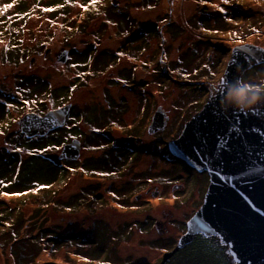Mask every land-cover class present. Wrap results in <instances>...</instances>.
<instances>
[{"label":"rangeland","instance_id":"1","mask_svg":"<svg viewBox=\"0 0 264 264\" xmlns=\"http://www.w3.org/2000/svg\"><path fill=\"white\" fill-rule=\"evenodd\" d=\"M6 3L0 264H159L209 183L167 144L219 87L232 47L264 48V0H0V8ZM17 13L29 17L21 29ZM240 81L264 87V63ZM65 104L74 109L57 129L21 132L24 114ZM157 109L166 116L154 128ZM77 135V161H54ZM51 145L58 150L44 151ZM226 249L199 233L165 264H232Z\"/></svg>","mask_w":264,"mask_h":264},{"label":"water","instance_id":"2","mask_svg":"<svg viewBox=\"0 0 264 264\" xmlns=\"http://www.w3.org/2000/svg\"><path fill=\"white\" fill-rule=\"evenodd\" d=\"M65 55L66 51H63L59 60L64 61ZM262 63V46L245 42L232 47L223 83L220 81L215 92L168 142L171 155L196 171L206 172L209 183L201 205L185 223V232L172 250L164 252L159 264H165L176 250L190 244L199 233L207 237L216 235L226 245L233 264H264V177L242 176L244 165L234 162L245 141L256 152L264 148V103L245 112L232 108L225 110L221 106L228 84L240 80L246 70ZM69 109L70 104H65L43 114L26 113L20 118V130L26 137L44 135L64 123ZM158 110L150 123L154 128L165 122H161L166 116L164 111ZM236 127L241 135L231 134L227 146L231 151H218V137ZM79 154L80 141L75 138L62 145L58 158L75 160ZM261 166L264 167V163ZM228 177H232L231 181ZM193 220L207 227L198 229L194 223L189 224Z\"/></svg>","mask_w":264,"mask_h":264},{"label":"snow or ice","instance_id":"3","mask_svg":"<svg viewBox=\"0 0 264 264\" xmlns=\"http://www.w3.org/2000/svg\"><path fill=\"white\" fill-rule=\"evenodd\" d=\"M225 2H227V0H225ZM92 3L95 4L96 0H92ZM12 7H13V4H10V3L4 4L3 8H0V15L6 13L7 10ZM50 10L51 9H48V8L43 9V11H50ZM15 15L18 18H22L19 13ZM7 19L11 20L12 17L9 16L7 17ZM221 83H223V79L221 80ZM0 103H2V101H0ZM24 103L28 104L29 101L25 100ZM32 103L34 104L35 102L33 101ZM13 107H14L13 104H7V108L11 109ZM253 131H255V129H253ZM233 132H235L237 136L241 135L240 129L236 127V128H229L226 135L218 137L219 142L216 145V149L218 151L223 152L226 149L228 151H231V149L228 148L227 146H228L231 134ZM2 134L3 133L0 132V135ZM72 139H75V137H72ZM241 149L242 150L237 152L236 159L234 161L235 163L244 165V168L241 171L240 175L248 177L250 179L257 177L258 175L264 177V167L261 166V163H264V148H262L259 152H256L253 148L249 147L247 141H245L241 145ZM15 150L20 151V149H15ZM49 150H58V149L56 145H51L50 148L44 149V151H49ZM258 161H260V163H258ZM227 179L231 181L232 177H228ZM3 183L4 181L0 180V184H3ZM193 223L196 225L198 229L207 227V225H203L199 221H195V220L189 221V224H193Z\"/></svg>","mask_w":264,"mask_h":264},{"label":"clouds","instance_id":"4","mask_svg":"<svg viewBox=\"0 0 264 264\" xmlns=\"http://www.w3.org/2000/svg\"><path fill=\"white\" fill-rule=\"evenodd\" d=\"M222 79L223 75L218 77L213 87ZM261 103H264V87H255L236 80L228 84L225 96L221 101V106L225 110L232 108L240 112H245Z\"/></svg>","mask_w":264,"mask_h":264},{"label":"trees","instance_id":"5","mask_svg":"<svg viewBox=\"0 0 264 264\" xmlns=\"http://www.w3.org/2000/svg\"><path fill=\"white\" fill-rule=\"evenodd\" d=\"M22 17V16H21ZM27 18H29V17H26V16H24V17H22V18H18V19H20V20H18L19 22H22V23H19L18 25H19V28L21 29V27H23V26H25V22H26V19ZM28 20V19H27ZM12 28V27H11ZM14 28V27H13ZM16 33H17V35L15 36L16 37V39H18V40H20L21 39V35H19V31H22V30H18V29H13ZM36 41H37V39H36ZM42 44V43H41ZM35 45H36V42L34 43V44H32V45H28L29 46V48H30V53H33L34 52V50H35ZM38 45H40V43L39 44H37L36 46H38ZM5 48V47H4ZM5 49H7V48H5ZM21 49H23L22 47H21ZM2 50H4L3 49V47H1L0 48V51H2ZM25 50V49H24ZM6 54V52H4V55ZM53 160L54 161H61L62 159H60V160H58V158H53ZM227 251V250H226ZM230 256V255H229ZM231 257V256H230ZM232 260V259H231Z\"/></svg>","mask_w":264,"mask_h":264},{"label":"flooded vegetation","instance_id":"6","mask_svg":"<svg viewBox=\"0 0 264 264\" xmlns=\"http://www.w3.org/2000/svg\"><path fill=\"white\" fill-rule=\"evenodd\" d=\"M56 108H58V107H56ZM53 109H54V108H53ZM73 109H74L73 106L70 104V109H69L67 115L69 114L70 111H73ZM49 110H50V109H49ZM43 113H44V112H43ZM43 113H42V114H43ZM66 117H67V116H66ZM11 119H12V116H11V114H10V115H8L7 119L5 120V123H7L8 121H11ZM163 120H164V118L161 119V122H162ZM10 123H11V122H10ZM10 123H9V125H10ZM9 125L7 126V125L3 124V127L6 128V129H8V128H9ZM59 127H60V126H59ZM0 128H2V124L0 125ZM104 128H105V127H104ZM56 129H57V128H56ZM95 131H98V129H96ZM9 132H10V134L13 133L12 130H10ZM75 138L78 139V140L80 141V149H81L82 144H83L82 142H83L84 139H81V138L79 137V135H77V137H75ZM70 140H72V137L69 139V141H70ZM78 158H79V157H78ZM78 158H77V159H78ZM70 161L73 162V161H77V160L75 159V160H70ZM209 237H215V238L218 240V242H220V240L218 239V237H217L216 235L209 236ZM224 247H225V249H226V245H224ZM231 263L233 264L232 260H231Z\"/></svg>","mask_w":264,"mask_h":264}]
</instances>
